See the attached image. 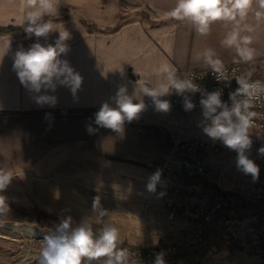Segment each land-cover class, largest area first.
<instances>
[{
  "label": "crops",
  "instance_id": "1",
  "mask_svg": "<svg viewBox=\"0 0 264 264\" xmlns=\"http://www.w3.org/2000/svg\"><path fill=\"white\" fill-rule=\"evenodd\" d=\"M21 3L0 0V27L23 25ZM175 3L56 0L51 18L57 19L53 26L58 30L47 38H29L25 30L0 33V169L13 175L0 192L6 203L39 207L62 220L71 216L74 227L87 221L95 231L105 217L112 216L107 213L99 219L94 201L106 212L105 200H146L161 211L169 202L181 205L199 195L200 181L183 178L176 147L180 140L203 135L201 123L195 120L202 113L186 111L184 103L174 105L173 89L159 97L169 102V110L158 111L153 98L140 90L164 81L163 65L174 69L177 77L182 70L211 67L201 56L207 48L223 65L264 69V22L257 24L249 15L247 23L255 28L251 34L255 56L251 62H240L234 49L222 45L231 24L218 22L207 36H201L188 22L168 15ZM59 30L70 33L69 51L60 59L80 74L81 87L75 95L59 84L55 91H30L13 69L15 53L37 42L54 44ZM121 86L137 98L134 102L142 99L145 108L115 132L97 125L95 113L105 102L116 107L113 98ZM39 95L54 96L57 102L38 104ZM157 170L160 180L155 192H149V177ZM121 212L118 209L114 215H124ZM180 219L171 228L186 240L191 232ZM158 242L160 238L128 243L148 247Z\"/></svg>",
  "mask_w": 264,
  "mask_h": 264
},
{
  "label": "clouds",
  "instance_id": "2",
  "mask_svg": "<svg viewBox=\"0 0 264 264\" xmlns=\"http://www.w3.org/2000/svg\"><path fill=\"white\" fill-rule=\"evenodd\" d=\"M21 8L24 10L21 23L26 25L25 31L29 38L32 35L47 38L49 33L58 30L54 28L51 19H44L55 14L56 0H22ZM250 14L254 15L257 24L264 22V0H176L175 6L168 13L177 21L191 24L201 36H207L212 25L218 22L231 24V30L226 34L222 45L234 49L239 61L245 63L253 61L255 56V50L251 46L253 44L251 34L255 28L247 23ZM69 38L68 31L59 30V36L54 44L44 45L37 42L28 50L21 48L17 51L13 69L21 84L35 93H40L42 88L45 91L48 89L55 91L59 84L68 87L75 95L81 87L82 77L67 60L60 59L62 54L69 51L66 44ZM201 56L214 71L222 70L223 63L213 49H205ZM160 71L164 75V81L140 90L153 98L158 111L169 110V102L159 97L169 94L171 89H175L179 94L199 91L191 79H180L170 66L163 65ZM235 79L239 87L229 93L231 107L221 100L220 90L202 94L200 105L206 122L203 132L236 151L238 170L250 174L256 180L259 168L248 158L246 152L252 144L249 130L253 118L257 115L252 109L255 107V101L264 96V81L251 80L250 73ZM136 99L134 95L127 94L126 86H121L113 98L116 107L105 102L95 113V123L115 132L122 131L124 122L137 119L145 108L143 100L134 102ZM36 102L54 106L57 101L54 96L39 95ZM184 107L186 111H190L195 105L190 99L185 98ZM259 152L264 155V147L259 149ZM12 176L0 169V192L7 187ZM160 176L161 171L157 170L149 177L146 186L149 192H155ZM93 211L98 212V218L101 220L107 215V212L100 208L98 200L93 203ZM7 212L5 197L0 195V216ZM2 224L3 220H0V225ZM40 243L38 264H129V250L120 246L123 244L121 232L113 224H104L94 231L93 224L87 221H81L74 227L72 217L69 216L48 230ZM156 264H164L162 254L157 255Z\"/></svg>",
  "mask_w": 264,
  "mask_h": 264
},
{
  "label": "rangeland",
  "instance_id": "3",
  "mask_svg": "<svg viewBox=\"0 0 264 264\" xmlns=\"http://www.w3.org/2000/svg\"><path fill=\"white\" fill-rule=\"evenodd\" d=\"M66 10L67 9H65L64 12ZM246 73H250L251 77L259 78L264 81V69L247 67ZM199 115L200 116L196 117L197 119L195 120L201 123L203 132V127L206 122L204 121L203 115ZM249 132L252 144L250 149L246 152V155L251 159L254 149L260 146L259 140L262 136L258 135L253 127L250 128ZM202 134L201 137L213 143H217L220 147V154L210 157L208 171L204 178L205 182L211 185L214 191L219 194L225 193L226 191H236L242 194L253 191V189H251L255 181L253 177L250 174H244L237 168V152L226 147L222 141L213 140L204 132ZM202 188L203 187L200 188V192ZM219 194H215L214 199L219 197ZM186 200L181 205L178 204V207H183L185 203L187 204L188 201ZM104 202L107 213L111 214L110 216L112 217H105L100 225L102 227L104 224H113L118 227L121 232L122 241L132 244L145 243L148 241L152 243L153 240L160 238V242L154 245L148 247L137 246L143 249L151 250L163 245L174 244L176 245V249L170 254L172 255L179 250L181 246L191 247L197 245L198 239L205 231L213 230L216 231L215 233L218 231L214 230L210 225H202V223H196L179 215L177 219L181 218L180 220L183 227L191 232L185 240L182 238L183 236L179 231H175L171 228V226L179 224L177 221L175 222V220L170 221L167 215V209L160 211L158 205L152 207L146 200L137 202L136 200H105ZM13 205L15 207H10L7 204L8 212L0 216V220H3V224L0 225V264H38V256L41 248L40 242L44 237L41 235L36 236L23 229L22 232L21 229L16 227L23 225L36 226L47 232L54 228L55 225L59 224V222L52 219L23 216L16 209V207L20 208L21 206L16 204ZM259 205L260 204L256 203L245 208L240 206L234 209L233 213L242 217L251 212L260 210L261 207ZM34 208L44 211L39 207L25 209ZM118 209L119 211H123L121 213H124V215L115 216L114 212ZM200 229L202 230L201 233L199 232ZM221 236L219 234L216 235L215 241L206 251H201L196 255L191 254V256L178 254L175 259H171L170 256L169 259L173 264H191L197 261L203 262V264H264V253L257 254L241 251L235 243L227 241L222 233ZM149 258L152 260L151 257ZM147 259L148 257L142 253L137 255L132 254L130 255L129 264H150V260L148 261Z\"/></svg>",
  "mask_w": 264,
  "mask_h": 264
},
{
  "label": "built area",
  "instance_id": "4",
  "mask_svg": "<svg viewBox=\"0 0 264 264\" xmlns=\"http://www.w3.org/2000/svg\"><path fill=\"white\" fill-rule=\"evenodd\" d=\"M246 70L239 63L224 64L220 72L214 71L211 67L195 68L182 70L179 73L180 79H191L199 88L197 92H185L179 94L173 89L172 103L179 105L184 103L185 98L190 99L195 107L189 112H201L200 100L202 94L220 90L222 92L221 100L231 107L229 93L234 92L238 87L236 77L246 75ZM251 80H260L251 77ZM257 113L253 118L252 127L262 138L259 140L260 146H257L252 152L251 160L259 168L258 179L254 181L253 191L245 194L236 191H226L219 194L215 192L211 185L204 180L208 171L210 157L220 154V147L217 143L203 137H193L180 140L176 147V157L179 162L180 171L183 178L189 181H200L202 190L197 197H188L183 207L174 202L168 203V218L176 220L179 215L202 225H210L214 230L221 231L223 237L233 242L244 252L257 254L264 253V209L249 213L245 216H239L233 213V210L242 206L248 207L252 204H264V155L259 149L264 147V96L255 101V107L252 109ZM215 194L220 196L214 199ZM182 209V210H181ZM181 210V211H180ZM229 210L221 217V212ZM201 229L199 232L201 233ZM129 250L132 255V250ZM176 245L168 244L148 250L144 255L151 257L150 264H156L157 255L162 254L164 264H173L169 259L170 254L175 251ZM191 264H203L197 261Z\"/></svg>",
  "mask_w": 264,
  "mask_h": 264
},
{
  "label": "trees",
  "instance_id": "5",
  "mask_svg": "<svg viewBox=\"0 0 264 264\" xmlns=\"http://www.w3.org/2000/svg\"><path fill=\"white\" fill-rule=\"evenodd\" d=\"M59 7H62L59 5ZM45 20L51 19L53 22L57 21L56 18H51V17H44ZM26 25H22V26H17V27H0V33H7V32H17V31H22L25 30ZM92 29V28H91ZM8 206H12L15 207L13 204L11 203H7ZM16 209L18 210V212L23 215V216H34V217H38V218H46V219H52L55 221H58L59 223L61 222V218L54 216L52 214L46 213L45 211H42L40 209H25L22 207H16ZM261 209H264V204L261 205ZM229 210H224L222 211L221 217L226 214ZM216 231L213 230H209V231H205L201 237L198 239V243L197 245H193V246H189V247H185V246H181L179 248V250H177L176 252H174L172 255H170V258H174L178 255V254H182L184 256H191L192 255H196L199 252H203L206 251L210 248V246L212 245V243L215 241L216 235H220L221 236V231H217V233H215ZM222 237V236H221ZM123 248H130L132 250V253L134 255H137L139 253H146L148 250L147 249H143L137 246H133L130 245L128 242L123 241V244L120 245Z\"/></svg>",
  "mask_w": 264,
  "mask_h": 264
},
{
  "label": "bare ground",
  "instance_id": "6",
  "mask_svg": "<svg viewBox=\"0 0 264 264\" xmlns=\"http://www.w3.org/2000/svg\"><path fill=\"white\" fill-rule=\"evenodd\" d=\"M16 228H18V229H23V230H25V231H27V232H29V233H32V234H35L36 236L38 235H41V236H43L44 237V235H45V233H46V231H44V230H41V228L39 229L38 227H36V226H28V225H23V226H18V227H16ZM23 230H22V232H23ZM24 231V232H25Z\"/></svg>",
  "mask_w": 264,
  "mask_h": 264
}]
</instances>
